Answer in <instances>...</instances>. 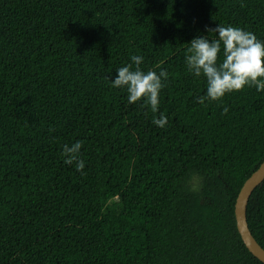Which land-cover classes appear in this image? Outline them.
I'll use <instances>...</instances> for the list:
<instances>
[{"label": "trees", "instance_id": "1", "mask_svg": "<svg viewBox=\"0 0 264 264\" xmlns=\"http://www.w3.org/2000/svg\"><path fill=\"white\" fill-rule=\"evenodd\" d=\"M218 24L264 41V0H0V264H264L234 215L264 91L200 104L186 66ZM133 55L169 73L156 113L112 87ZM76 141L86 174L61 155ZM246 216L264 248V181Z\"/></svg>", "mask_w": 264, "mask_h": 264}, {"label": "clouds", "instance_id": "2", "mask_svg": "<svg viewBox=\"0 0 264 264\" xmlns=\"http://www.w3.org/2000/svg\"><path fill=\"white\" fill-rule=\"evenodd\" d=\"M208 31L218 34V38H193L185 56L189 72L196 77L203 75L207 81L206 94L199 96L197 102L204 104L206 100H221L226 94L241 91L246 86H254L257 91H264V41L259 40L252 32L232 25L218 24ZM131 60L132 64L117 70L112 87L125 88L130 104L143 100V104L156 113L159 109L160 92L165 87L164 81L168 80L169 73L163 69L159 73L154 70H141L142 56L133 55ZM223 112L226 114L228 108H224ZM153 123L163 128L168 119L160 114L159 118H154ZM82 146V141L65 144L62 146L61 155L66 157L65 164H75L77 171L86 174L83 172L85 162L80 159Z\"/></svg>", "mask_w": 264, "mask_h": 264}, {"label": "water", "instance_id": "3", "mask_svg": "<svg viewBox=\"0 0 264 264\" xmlns=\"http://www.w3.org/2000/svg\"><path fill=\"white\" fill-rule=\"evenodd\" d=\"M264 181V159L254 170L250 176L244 181L238 192L236 202L234 205V215L236 220V227L240 237L253 256L264 263V248L258 243L256 238L251 233L246 216V209L248 200L253 190L262 184Z\"/></svg>", "mask_w": 264, "mask_h": 264}, {"label": "rangeland", "instance_id": "4", "mask_svg": "<svg viewBox=\"0 0 264 264\" xmlns=\"http://www.w3.org/2000/svg\"><path fill=\"white\" fill-rule=\"evenodd\" d=\"M192 184L194 189H197L200 186V179L197 176H194Z\"/></svg>", "mask_w": 264, "mask_h": 264}]
</instances>
